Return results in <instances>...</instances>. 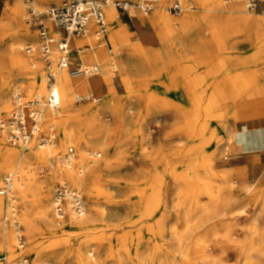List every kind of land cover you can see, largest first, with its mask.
I'll return each mask as SVG.
<instances>
[{"label": "rangeland", "instance_id": "1", "mask_svg": "<svg viewBox=\"0 0 264 264\" xmlns=\"http://www.w3.org/2000/svg\"><path fill=\"white\" fill-rule=\"evenodd\" d=\"M17 1L24 6L23 0H0V112L4 115L10 113L17 88L28 97L35 93L45 95V90L32 88L35 76L44 80L41 62L39 67L34 65L37 55L30 57L25 52L28 45L37 44V34L26 24L25 6L21 18L15 14ZM190 1V4L183 2L184 6L194 8L181 15L170 13L171 3L162 1L165 22L155 26H140L137 10L117 11L119 28L126 37L115 40L114 27L107 20L109 44L117 52V45L122 46L121 50L128 49L139 45L141 40L155 50L157 36L189 43L190 34L176 25L185 14L202 13V4L206 2L210 18L218 21L230 15L238 4L235 0ZM35 2L44 13L55 5H48L45 0ZM155 13L156 9L145 18L152 22ZM246 15L264 19V15ZM214 24L211 32L193 35V40L202 42L208 36L221 43L215 48L203 45L189 53L173 50L166 75L156 64L154 71L148 70L144 57L139 55L136 58L139 71L131 73L126 82L117 76L111 90L104 87L74 95L76 107L81 110L102 100L77 102L76 97L92 94L105 99L110 92L109 98L115 103L114 114L106 111L103 117L91 118L95 123L113 127L104 153L90 148L91 153H100L93 160L94 168L108 170L103 174L102 185L109 198L100 194L93 202L85 190H79L85 200L86 215L77 223L68 221L58 226L52 209L53 191L62 184L54 178L47 179L51 174L49 157L40 165L30 160L28 170L35 179L34 189L24 203L18 192H13L24 248L18 250L10 227L8 239L3 235L7 199L1 196L4 205L0 212V258L7 256V261L0 264H18L22 259L29 264H182L180 250L192 251L201 234L209 236L204 241L205 256L194 264L245 263L246 244L255 242L252 233L264 238V149L259 150L264 146L255 132L248 136L245 128L240 131L235 124L258 116L263 109L250 103L257 89L244 87L241 81L245 77L256 83L264 80V33L253 36L241 26H234L230 32L225 28V35L230 33V38L221 39L217 31L224 24ZM16 43L22 46L18 56L13 50ZM243 44L252 54L244 61L239 56L237 61L236 52L242 53ZM105 51L109 55L106 48ZM195 52L204 59V64ZM219 82L224 97L216 103L214 88ZM169 86L173 87L171 91H167ZM258 90L264 91V86ZM50 132L55 134L57 144L51 157L65 155L69 145L62 144L58 131L41 135ZM1 136L5 145L18 154L30 151L7 143ZM86 158L88 161L89 154ZM90 172L83 171L84 177ZM6 175L2 174L0 187ZM222 190L224 197L220 198ZM43 200L49 206L46 221L40 218ZM23 216L32 221L31 232L24 227ZM185 217L190 221V231L182 234ZM248 259L250 264H260L256 253Z\"/></svg>", "mask_w": 264, "mask_h": 264}, {"label": "bare ground", "instance_id": "2", "mask_svg": "<svg viewBox=\"0 0 264 264\" xmlns=\"http://www.w3.org/2000/svg\"><path fill=\"white\" fill-rule=\"evenodd\" d=\"M162 1L164 0H159L158 3L154 6V9H156V13L154 16V20H152V22L148 21L145 18L146 16H149L150 13L148 15H145L141 11H138V10L136 11L140 26L145 27L147 25L149 26L150 24H153L155 26L158 23L165 22L164 18L166 17V15H165V12L161 10ZM168 1L169 3H171V0H168ZM182 2H185V4L192 3V1L190 0L189 1L182 0ZM235 2L236 0L234 1V3ZM45 3L48 5H51V4H55L56 1L55 0H45ZM203 3L204 4L202 5L204 9L202 13L185 14L182 20L176 24L179 29L183 30L185 33L190 34V38H188L189 43L181 42V41H178L176 43V42H173V39L169 38L168 36H157L156 39H157L158 48L155 50L153 46H148V45L146 46L145 44L142 43V40H141V43L139 45H137L136 47L128 48V49L121 50L122 46L117 45L116 48L118 51L115 52L114 50V55L106 56L105 45L96 43L92 36H88V37H84L80 39L74 38V37L69 38V41L73 49H76L77 47L82 46L84 42L86 43L87 40L91 39L89 41L91 50L87 52L82 51L78 53L79 57L74 56L71 59V62L75 65L79 62V59H80L83 67L94 65L92 63L95 62L99 66V71L97 75L95 76H79V77L73 78L70 76V74H68L69 71H64L59 75V78H58L59 89L58 90H59V97L61 100V108L57 112H53L49 109L45 111L46 122L41 125L40 134L48 132V131H58L62 144L69 145V148H75L77 154H76V161H75L74 166H71L69 168H61V169L57 168L54 170L50 169L51 174L47 178L49 181L52 180V178H54L55 180H59L61 184L65 182L77 190H85L86 194L89 196L90 199L93 200V202L97 200L100 194H103L106 199L109 198L102 185L103 174L105 172H108V170L106 168L99 169V170L95 169L94 168L95 162H91L90 160L87 161L86 155L87 154L90 155L91 153L90 148L97 149L99 152H103V153L105 152L106 144H107V137L111 133L113 127L111 124L95 123L92 121L91 118L92 117L95 118L94 116L103 117V113L106 111H112V113L114 114L116 112L115 103L112 99L109 98V94H111L109 92L107 93V95H105V99H103V97L102 98L100 97L102 100L100 104L96 106L90 105L87 108L81 110L76 107V104L74 102V95L79 92H83L87 90H94V89L103 90L104 87H107L109 90H111L115 84L114 80L117 78V76L120 77L123 82L124 81L126 82L128 79H130L131 73L139 71L137 68V62H136V58L139 55H142L144 57L143 58L144 65L148 70L154 71L155 69L153 65L156 64L158 65L160 72L166 75V72H168L167 70L169 69L168 66L172 64V56H171L172 53L171 52L175 49L183 50V52H187V53L196 51L200 47H199V44L193 40V33L194 32L198 34H201V33L203 34L206 32L209 33L211 32V30L209 31V29L215 26L214 22L216 21L211 19L210 18L211 16L208 14V12L210 11V9H208L210 7L209 4L206 2H203ZM24 6L22 5L21 2L17 1L16 6L14 7V12L15 14H17L19 18H21V16L24 13ZM191 9L192 8L190 7V5L185 6L184 12H188ZM242 9H243L242 6L237 4L235 5L233 11L230 12V15L224 18H238L240 22L236 26H241V27L243 26L242 22H244L245 25L248 26L247 23H250L252 25L254 21H258L256 20L255 16H247L244 9L243 11ZM105 14H106V20H108L109 24H111L114 27V31L112 32L113 38L115 40H121L122 38L126 37V33L121 28H119L120 25H119L117 11L112 7H106ZM204 20H209L211 23L208 25H205V28L202 27V28L196 29L195 31L192 30L193 33L192 32L189 33L188 31L189 28L194 27V26L197 27L196 23L198 21H204ZM261 21L264 22V20H261ZM224 25L221 26L219 30L217 31V34L221 35V39H227L229 35H231L228 32L227 33L229 35H225V31H226L225 28H227L230 32L232 27H234L231 24H224ZM49 29L56 35H59V33L54 29L50 21H49ZM32 31L36 34L34 30ZM90 33L91 34L94 33L93 25L90 26ZM220 43L221 42L218 43L217 40L215 41L214 39L207 36L206 38L202 40L201 45L203 44L204 47L206 48H215V46L219 45ZM13 50L17 56L20 55L22 52L21 44L16 43L13 47ZM40 62H41V59L37 56L35 58L34 65L36 67H39ZM89 62H91L90 65L88 64ZM117 71H118V74H116ZM241 82L244 87H250L252 89H257L255 90L256 97L250 103H252L254 106L256 105V106H260L263 108L261 110L262 112L260 111V114L256 117L264 116V91L258 90L260 86H264V80L263 81L260 80L256 83L255 81L250 79V77H245V79ZM220 87H221L220 82L218 84L216 83L215 88H214V95L216 96L214 101L216 103L222 97H224L223 90H221ZM32 88H37L41 92L42 91L44 92L45 90L44 80L40 81V79L35 76L32 82ZM172 88L173 87H171L170 89V86H169L167 91H171ZM187 93L191 95L190 94L191 91H187ZM45 95H46V90H45ZM91 95H86V98L89 99ZM76 98H79V97H76ZM4 103L5 105H8L6 100H4ZM244 108L245 107H243V110ZM127 122L130 124L129 121ZM245 130H246L247 135L250 136V132L246 128ZM1 137L6 141L4 136H1ZM255 137L258 138L259 141H261L260 143L261 146H264V132H261V131L255 132ZM35 142L36 140H34L32 144L29 146L28 149L30 151L28 152V154H18L16 150L7 147L4 141L0 138V178L2 177V174L4 172L7 174L5 176V179L12 178V181L14 182L13 190L18 192V196L22 200L23 203L25 202L28 194L34 189V183H35L34 176L28 170L29 165H30L29 164L30 160L33 159L37 162V164L40 165L43 163L46 157H49V161L54 158V157H51L54 151L52 150V148H47V149L39 148L37 144L35 145ZM99 152H97L96 154H100ZM107 161L108 160L106 158V163ZM106 166H108V163L105 165V167ZM80 169L82 170L78 171ZM89 170H91L90 175L85 178L83 171H89ZM221 192H222V195L220 196V198L224 197L225 191L222 190ZM3 205L4 204L2 203V199L0 198V212L2 211ZM262 206H264V203ZM5 207L7 208L6 205ZM48 212H49V206L46 205L45 200H43V204H42V208L40 212V218L43 221H46ZM105 216L108 219V216L107 215ZM200 220L201 219H199V221ZM212 220L213 219H211V221ZM22 221H23L22 223L24 224V227H26L28 231L31 232L30 229L32 227V221L29 220L25 216H23ZM17 222L21 226L20 219L17 218ZM73 223H77V222H73ZM183 223H184V227H183V230L181 231L182 234H185L186 232L189 233L190 221L185 217ZM2 230H3V235L5 239H8L7 237L8 229L3 226ZM11 230L13 232L12 237L14 238L15 242H17L18 250H23V249H20L19 233L17 229L11 228ZM207 236L208 235L205 236L201 234V236H199V238L194 241L192 245L193 246L192 251L189 249H185V248H182L180 250V255L183 259L182 264H194V262H196L197 260H200L201 258L205 256L204 241ZM252 237L253 239H255V242L252 240V241H249L248 244H246L244 264H250L249 263L250 260L248 258H250V255L252 253H256L257 256L259 257L260 264H264V238L262 237V235L258 234L257 232H253ZM24 260L25 259H22L21 261H24ZM0 261H2V258H0Z\"/></svg>", "mask_w": 264, "mask_h": 264}, {"label": "built area", "instance_id": "3", "mask_svg": "<svg viewBox=\"0 0 264 264\" xmlns=\"http://www.w3.org/2000/svg\"><path fill=\"white\" fill-rule=\"evenodd\" d=\"M46 13L37 8L35 0H23L26 7V24L37 34V44L28 45L26 54L37 55L43 63L45 76L46 95L36 93L28 97L24 90H14L11 100L9 115L0 112V134L9 144L17 145L26 150L34 140L39 148H54L56 136L54 133L40 134V127L45 120L47 109L57 112L61 108L59 97V75L69 71L71 77L95 76L99 71L98 64L83 67H73L71 62L74 52H87L91 50L90 44L84 48L73 50L69 41L70 37L84 38L92 36L96 43L104 44L110 56L114 55V49L108 42V24L105 8L112 7L117 11L129 13L139 10L145 15L151 13L159 0H142L136 3L126 0H58ZM241 4L246 13L251 15H264V0H236ZM194 8V7H191ZM170 13L181 15L185 11L182 0H171ZM50 21L54 29L59 33L55 36L48 27ZM94 27V33H90V26ZM101 100L100 97L91 95L76 98L77 102ZM99 154L90 153L89 160L98 159ZM76 152L69 148L65 155L55 156L50 160L49 167L54 169L69 168L74 166ZM12 178H6L0 187V197L7 199V209L2 224L5 228H16L19 233L20 249L24 248V239L21 234V226L17 222V205L14 197ZM53 215L58 226H63L68 221L78 222L86 215L87 208L81 192L67 183L56 187L53 191L52 202ZM2 261L6 262L4 256ZM18 264H29L25 259Z\"/></svg>", "mask_w": 264, "mask_h": 264}, {"label": "crops", "instance_id": "4", "mask_svg": "<svg viewBox=\"0 0 264 264\" xmlns=\"http://www.w3.org/2000/svg\"><path fill=\"white\" fill-rule=\"evenodd\" d=\"M236 3V2H235ZM241 5V4H239ZM242 6V5H241ZM243 8V6H242ZM244 9V8H243ZM117 11V10H116ZM245 11V10H244ZM248 14V13H247ZM106 15V14H105ZM251 15V14H249ZM224 19V20H223ZM221 20V21H220ZM256 20L258 21H254L252 23V25L250 23H247V25H245L244 22H242V29L243 31L246 33H250L252 34L253 36H261L263 33H264V22L261 21V20H264L262 18H256ZM231 22V23H230ZM240 22V20L238 18H219L218 21L214 22L216 24H231L233 26H236L238 25ZM211 22L209 20H204V21H198L196 24H197V27L194 26V27H191L189 28V33H193V31H195L196 29H199V28H205V25H208L210 24ZM213 23V22H212ZM204 25V26H202ZM193 30V31H192ZM33 32V31H32ZM52 32V31H51ZM55 34V33H54ZM198 33H193V35H197ZM55 36H58L55 34ZM195 41V40H194ZM108 42L110 43L109 41V38H108ZM196 43L199 44V47H203V44L201 45V41H195ZM89 44V40H87V42L83 45V46H80V47H77L76 49H79V48H84L85 46H87ZM111 45V44H110ZM201 45V46H200ZM244 45V48L242 50V53L240 52L239 55L238 53L236 52V60L238 61L239 56H242V61L246 60L249 56H251V51L247 49V45L246 44H243ZM112 46V45H111ZM199 48V49H200ZM76 49H73V50H76ZM198 52H195L196 56L198 57V59L200 61H202V63L204 64V59L201 58V56H199V54H197ZM79 57L78 53L74 52L72 54V58L73 57ZM233 58L235 59V54L233 55ZM42 62V61H41ZM73 64V63H72ZM92 64H96L95 62H93ZM78 65H82L81 64V61L79 59V62L77 64H73V67L75 66H78ZM42 74H43V77H44V86H45V76H44V71H43V63H42ZM46 90V89H45ZM36 94V93H35ZM34 95V94H33ZM238 127L240 128V131H242V129L246 128L249 132H258V131H261V132H264V116H261V117H252V118H247V119H241L239 120L236 124H235V128L238 129ZM239 131V132H240ZM264 148L262 149H259V150H263ZM246 150V149H245ZM248 150V149H247Z\"/></svg>", "mask_w": 264, "mask_h": 264}]
</instances>
